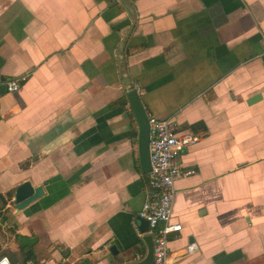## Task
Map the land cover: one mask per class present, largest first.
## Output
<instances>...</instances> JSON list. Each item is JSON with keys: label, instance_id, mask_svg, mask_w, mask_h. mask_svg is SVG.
<instances>
[{"label": "crops", "instance_id": "1", "mask_svg": "<svg viewBox=\"0 0 264 264\" xmlns=\"http://www.w3.org/2000/svg\"><path fill=\"white\" fill-rule=\"evenodd\" d=\"M125 2L0 0V83L21 84L0 95V193L27 180L46 191L22 211L0 201L8 252L51 264L145 256L149 172L130 80L148 115L200 136L179 157L196 173L176 182L177 264H264V0Z\"/></svg>", "mask_w": 264, "mask_h": 264}, {"label": "built area", "instance_id": "2", "mask_svg": "<svg viewBox=\"0 0 264 264\" xmlns=\"http://www.w3.org/2000/svg\"><path fill=\"white\" fill-rule=\"evenodd\" d=\"M8 91L18 90L20 79L2 81ZM139 90V87H136ZM150 125V165L149 187L145 202L139 215L148 220L150 232L154 237V258L152 264H177L170 252V236L182 229L180 223L172 220L176 197V182L182 177L196 173V170H182L179 157L181 152L195 144L200 136L192 131L179 130L171 118L161 119L148 115ZM197 250L195 243L188 245L184 255ZM140 259V258H139ZM0 264H35L33 260L24 263L13 261L8 255L0 254ZM39 264H51L41 261Z\"/></svg>", "mask_w": 264, "mask_h": 264}, {"label": "water", "instance_id": "3", "mask_svg": "<svg viewBox=\"0 0 264 264\" xmlns=\"http://www.w3.org/2000/svg\"><path fill=\"white\" fill-rule=\"evenodd\" d=\"M126 0H122L125 4ZM128 11H130V6H127ZM123 46H120V59L119 64L122 70V73L125 74L126 66L125 59L123 58L122 49ZM129 80V79H127ZM3 81H5L3 79ZM125 85V88L128 90L126 93V98L130 105V108L133 112L135 120L138 125V150L140 164L143 172L148 173L151 170L150 165V152H149V139H150V125L148 120V113L142 102V98L139 94L137 88L133 86V83L129 80ZM7 91V85L5 83H0V95ZM66 142V136L62 135L61 137L54 140L51 144L46 147V151H52ZM45 188L43 185H34L31 181L27 180L18 185L14 190L2 194L0 193V201L3 205H7L8 202H13L16 211H22L33 202L40 199L45 195ZM140 222V231L149 232L150 225L147 219L141 217L140 215L137 218ZM36 238L32 237H19V242L22 246L33 245L36 242ZM143 240L146 244V254L145 256L136 262H131L128 264H152L154 258V237L152 233H148L143 237ZM116 246H112L110 251L114 254Z\"/></svg>", "mask_w": 264, "mask_h": 264}, {"label": "rangeland", "instance_id": "4", "mask_svg": "<svg viewBox=\"0 0 264 264\" xmlns=\"http://www.w3.org/2000/svg\"><path fill=\"white\" fill-rule=\"evenodd\" d=\"M1 214L2 213H0V215ZM3 215H4V218L0 219V254H1V251L3 249H5V251L7 249V246L5 244H7L8 239H7V236L3 233L4 222H8L9 221L11 223V219L8 220L10 218V216H11L10 211H8V210H7V212L4 211ZM9 245H10L11 249L12 248H18L16 245L14 246V244H12V243L9 244ZM19 256H22V255H19Z\"/></svg>", "mask_w": 264, "mask_h": 264}, {"label": "trees", "instance_id": "5", "mask_svg": "<svg viewBox=\"0 0 264 264\" xmlns=\"http://www.w3.org/2000/svg\"><path fill=\"white\" fill-rule=\"evenodd\" d=\"M9 250L5 249L1 251V255H6L7 253L10 254V258L15 261V258L11 255V252H8ZM26 259H31L34 261L35 264H39L41 261H38L36 258H35V255L33 253H28L27 256H26Z\"/></svg>", "mask_w": 264, "mask_h": 264}]
</instances>
